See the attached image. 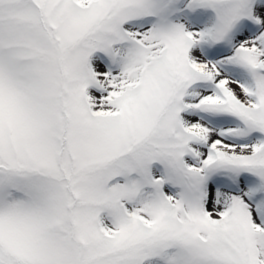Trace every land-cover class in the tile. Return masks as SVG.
Returning <instances> with one entry per match:
<instances>
[{
  "label": "snow or ice",
  "instance_id": "6c2138e0",
  "mask_svg": "<svg viewBox=\"0 0 264 264\" xmlns=\"http://www.w3.org/2000/svg\"><path fill=\"white\" fill-rule=\"evenodd\" d=\"M0 264H264V0H0Z\"/></svg>",
  "mask_w": 264,
  "mask_h": 264
}]
</instances>
